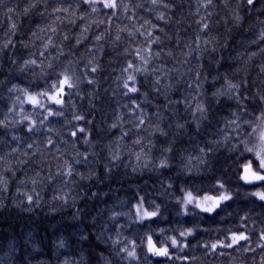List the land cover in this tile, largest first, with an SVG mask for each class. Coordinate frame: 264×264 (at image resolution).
<instances>
[{
	"label": "clouds",
	"instance_id": "1",
	"mask_svg": "<svg viewBox=\"0 0 264 264\" xmlns=\"http://www.w3.org/2000/svg\"><path fill=\"white\" fill-rule=\"evenodd\" d=\"M0 264H264V0H0Z\"/></svg>",
	"mask_w": 264,
	"mask_h": 264
}]
</instances>
